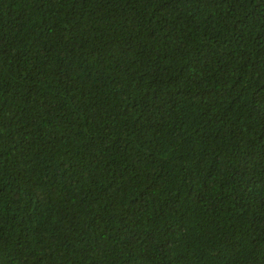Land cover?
Returning a JSON list of instances; mask_svg holds the SVG:
<instances>
[{
    "label": "trees",
    "instance_id": "obj_1",
    "mask_svg": "<svg viewBox=\"0 0 264 264\" xmlns=\"http://www.w3.org/2000/svg\"><path fill=\"white\" fill-rule=\"evenodd\" d=\"M0 264H264V0H0Z\"/></svg>",
    "mask_w": 264,
    "mask_h": 264
}]
</instances>
